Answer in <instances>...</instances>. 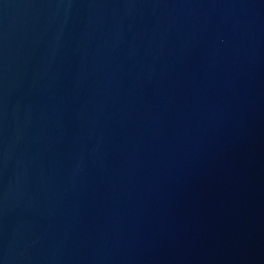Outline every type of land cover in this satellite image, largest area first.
I'll return each instance as SVG.
<instances>
[{"label":"water","instance_id":"water-1","mask_svg":"<svg viewBox=\"0 0 264 264\" xmlns=\"http://www.w3.org/2000/svg\"><path fill=\"white\" fill-rule=\"evenodd\" d=\"M0 264H264V0H0Z\"/></svg>","mask_w":264,"mask_h":264}]
</instances>
